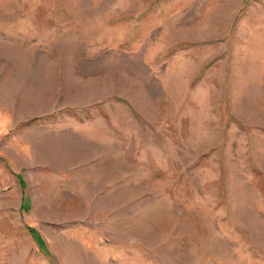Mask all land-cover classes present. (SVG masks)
Instances as JSON below:
<instances>
[{"label": "rangeland", "instance_id": "rangeland-1", "mask_svg": "<svg viewBox=\"0 0 264 264\" xmlns=\"http://www.w3.org/2000/svg\"><path fill=\"white\" fill-rule=\"evenodd\" d=\"M0 264H264V0H0Z\"/></svg>", "mask_w": 264, "mask_h": 264}]
</instances>
